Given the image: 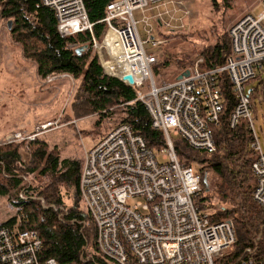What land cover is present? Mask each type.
<instances>
[{"label":"built area","instance_id":"2783aa9c","mask_svg":"<svg viewBox=\"0 0 264 264\" xmlns=\"http://www.w3.org/2000/svg\"><path fill=\"white\" fill-rule=\"evenodd\" d=\"M40 1L53 10L60 36L88 34L87 48L96 52L104 72L135 90L152 127L161 130L165 139V146L153 151L129 124L121 122L84 149L78 190L94 223L99 253L114 264H129L130 260L136 264H214L215 258L235 242L233 224L231 220L213 222L195 207L200 175L192 164L178 161L173 141L181 138L194 150H215L210 125L220 117V82L225 74L235 102L229 126L246 120L255 156L251 197L264 217V151L251 115L257 91L244 89L250 79L264 75V0L258 15L246 13L230 26V53L222 65L206 67L199 57L187 68V75L161 84L154 81L152 65L156 51L167 41L165 34L189 29L190 11L184 0H109L100 20L106 24L100 41L82 0ZM134 10L142 14L144 37L137 30ZM109 29L115 31L121 46L117 54L100 46ZM146 43L150 44L148 49ZM112 61L122 63L126 71L110 64ZM125 75H131L133 83L123 80ZM55 78L72 79L68 73L48 75L46 79ZM145 83L147 92L141 90ZM60 118L40 123L29 132L14 131L6 137V144L36 140L41 133L59 128ZM139 196L143 202L130 200ZM19 198L23 199V194ZM24 217H15L11 225L0 224V263L57 264L53 258L39 260L41 240L35 230L20 229ZM253 253L246 247L238 259L227 264H264V256L255 259Z\"/></svg>","mask_w":264,"mask_h":264},{"label":"trees","instance_id":"16d2710c","mask_svg":"<svg viewBox=\"0 0 264 264\" xmlns=\"http://www.w3.org/2000/svg\"><path fill=\"white\" fill-rule=\"evenodd\" d=\"M82 1L89 21L94 23V35L100 40L106 30V24L100 20L109 0ZM210 4L215 10L220 6L230 10L233 6L232 0H210ZM0 18L5 22L11 21L8 29L10 39L20 47L22 56L34 63L39 78L68 73L79 80L71 103L76 118L95 114V123H98L116 113L120 115L118 123L129 124L147 147L157 151L165 146L163 132L152 127L146 107L136 100L135 90L118 78L107 75L91 50L86 49L79 54L74 52L76 47L88 44L87 33L60 36L53 10L40 0H0ZM165 36L171 38L178 34L167 33ZM69 44L75 46L70 47ZM164 53L152 65V73L158 65L163 67L167 64ZM229 53L228 34L220 35L200 52L206 67L222 65ZM220 87L222 110L219 120L210 125L215 150L211 153L194 150L181 138L175 139L173 146L180 163L197 166L200 191L194 197L195 207L207 213L213 222L232 221L235 242L214 260V264H227L238 259L246 247L253 249L255 259L264 256V217L251 197L255 184L251 164L255 156L250 148L251 135L246 120L239 119L234 127L229 126V115L235 102L225 74L221 77ZM23 143L0 145V197L11 198L22 208L25 217L19 222L20 229L37 232L41 240L39 260L53 258L57 264H114L99 253L95 226L85 207L82 205V211L68 206L64 199L70 190L81 202L78 180L82 160H61L47 142L36 139L25 144L29 160L23 162L19 152ZM208 170L214 176L210 186L206 180ZM34 172L49 176L51 181L40 188L27 186L23 176ZM18 193H24L25 199L19 198ZM212 197L221 202L220 209H213ZM15 220L12 217L4 224L11 225ZM129 264L136 263L130 260Z\"/></svg>","mask_w":264,"mask_h":264},{"label":"rangeland","instance_id":"374dc122","mask_svg":"<svg viewBox=\"0 0 264 264\" xmlns=\"http://www.w3.org/2000/svg\"><path fill=\"white\" fill-rule=\"evenodd\" d=\"M217 1L220 2L221 0ZM184 3L190 11L189 29L185 33H176L178 36L168 37L167 41L156 51L159 60L162 58L163 52L166 53L164 54L167 57L165 58L167 64L163 67L158 65L153 73L156 84L175 79L199 57H203L200 52L216 41L220 35L227 36L230 26L242 15L250 13L255 16L262 10L261 0H232L233 6L230 10L221 6L215 10L211 8L210 0H184ZM132 14L134 19L138 21L137 30L140 36L144 37L145 26L140 21L141 12L134 10ZM114 40V34L108 31L103 39L102 47L113 54H117L116 45L118 43L114 42L111 46V42ZM144 47L148 49L150 44L146 43ZM87 49L96 54L92 48ZM112 60L117 61L115 58ZM110 64L126 71L122 63L112 61ZM46 78L47 76L42 79L36 75L34 63L22 56L20 47L10 39L7 22L0 18V145L6 144V137L14 131L29 132L40 123L60 116L59 128L45 131L37 139L44 140L48 143L49 148H54L61 160H82L84 149H89L109 128L118 124L120 115L116 113L109 115L98 123H95L97 119L95 114L76 118L71 110V103L79 80L55 78L48 81ZM263 78L264 75L250 79L244 84V89L246 92L250 88L257 91V96L254 97V110L251 111V115L257 139L264 151ZM141 90L147 92L148 84L145 83ZM73 120L76 122H72ZM18 143L11 142V144ZM25 147V143L19 147L23 162L29 160V152ZM197 156L203 157L198 154ZM193 167L197 170L195 164ZM206 176L210 186L214 181V176L210 170L207 171ZM23 180L27 186L40 188L47 185L51 178L34 172L23 176ZM25 196L23 193V199ZM32 196L37 197L36 195ZM64 199L68 206H75L84 211L83 204L72 191L69 190L67 198L65 196ZM130 200L133 202L144 201L140 196ZM210 202L213 209L218 210L222 206L216 197H212ZM41 204H44L43 201ZM19 207L13 199L0 197V224L12 217L24 216L25 213Z\"/></svg>","mask_w":264,"mask_h":264},{"label":"water","instance_id":"95a60500","mask_svg":"<svg viewBox=\"0 0 264 264\" xmlns=\"http://www.w3.org/2000/svg\"><path fill=\"white\" fill-rule=\"evenodd\" d=\"M10 27H11V21L9 20V21H7V28L10 29ZM86 48H87V45H81V46L76 47L74 49V52L76 54H79V53L83 52ZM187 74H188V70L186 69V70L182 71L180 74H178L176 78L177 79L181 78L182 76L187 75ZM123 80H126L130 84L133 83V78L131 75H125L123 77Z\"/></svg>","mask_w":264,"mask_h":264},{"label":"bare ground","instance_id":"6f19581e","mask_svg":"<svg viewBox=\"0 0 264 264\" xmlns=\"http://www.w3.org/2000/svg\"><path fill=\"white\" fill-rule=\"evenodd\" d=\"M108 31H111L113 34H114V37H115V40L113 41V42H111V46H112V44L115 42V43H118V37H117V34L115 33V31L113 30V29H109ZM107 31V32H108ZM107 32H106V34H107ZM106 34H105V36H106ZM105 36L103 37V39L105 38ZM102 42H103V40H102ZM102 42H101V44H100V46H102ZM116 45V44H115ZM117 46V53L118 52H120L119 50H120V45L118 44V45H116Z\"/></svg>","mask_w":264,"mask_h":264},{"label":"crops","instance_id":"0c3cea01","mask_svg":"<svg viewBox=\"0 0 264 264\" xmlns=\"http://www.w3.org/2000/svg\"><path fill=\"white\" fill-rule=\"evenodd\" d=\"M260 1V0H259Z\"/></svg>","mask_w":264,"mask_h":264}]
</instances>
